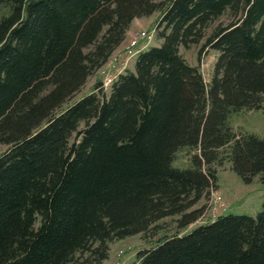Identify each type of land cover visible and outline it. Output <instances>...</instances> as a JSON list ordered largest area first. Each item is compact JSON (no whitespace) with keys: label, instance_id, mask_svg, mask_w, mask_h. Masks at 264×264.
Wrapping results in <instances>:
<instances>
[{"label":"trees","instance_id":"16d2710c","mask_svg":"<svg viewBox=\"0 0 264 264\" xmlns=\"http://www.w3.org/2000/svg\"><path fill=\"white\" fill-rule=\"evenodd\" d=\"M0 264L108 259L112 241L146 234L195 207L218 182L220 149L264 184V137L238 133L234 113L264 109V0H0ZM161 10L159 46L134 69L69 102L126 39ZM218 52L207 83L181 52ZM201 57V56H200ZM189 149L191 166H174ZM139 264H264V202L138 252ZM89 262L90 259H87Z\"/></svg>","mask_w":264,"mask_h":264},{"label":"rangeland","instance_id":"374dc122","mask_svg":"<svg viewBox=\"0 0 264 264\" xmlns=\"http://www.w3.org/2000/svg\"><path fill=\"white\" fill-rule=\"evenodd\" d=\"M156 1L163 2L166 0ZM6 12L7 9L2 7L0 9V17ZM160 15L161 10H158L150 16L136 18L131 24L126 39L117 49L123 50L130 36L140 30L152 32L156 29L154 37L142 43V45L147 44V47L143 48V50H147L151 46H159L163 42L157 36V22ZM230 21V14L225 13L210 23L206 29V36L201 43L195 44L190 48L181 47V52L191 64L200 65L207 83L213 75L218 52L208 47L200 55V48L219 26L227 25ZM138 54L130 59L128 67L123 72L127 69H134ZM114 72V69L109 70L105 64L89 77L81 91L75 94L69 102L73 103L88 94L99 80L103 82L105 91L109 92L111 80L115 78ZM231 122L233 128L238 133H252L259 137H264V109L243 110L234 113ZM8 147L7 144L0 143V154L6 151ZM229 151L230 146L220 149L221 163L215 164L218 182L212 187L210 194L195 205V207H204L202 216L195 223L186 228H180L177 223L178 215L165 217L146 234L130 235L112 241L108 259L100 264H139L138 252L140 250L152 248L165 236L187 233L202 223L214 220L219 215L248 214L256 216L262 210L264 202V184L261 181V175L254 176L253 180L249 183L244 182L242 177L233 169V164L228 156ZM193 153V151L187 148L180 150L177 153L176 160L173 162L174 166L180 168L191 166V156ZM215 191L221 196V200L218 202L211 201L212 193ZM91 257L94 259L90 253L79 254L78 261L75 264H99L93 261ZM87 259H90V261L88 262Z\"/></svg>","mask_w":264,"mask_h":264},{"label":"built area","instance_id":"2783aa9c","mask_svg":"<svg viewBox=\"0 0 264 264\" xmlns=\"http://www.w3.org/2000/svg\"><path fill=\"white\" fill-rule=\"evenodd\" d=\"M156 29L152 32L149 31H136L132 36H130L128 43L123 47V50L117 49L109 61L106 63L109 70H115L116 77L118 74L123 72L129 65V61L132 57L137 55L143 48L147 47V44L142 43L148 41L154 37ZM112 81V80H111ZM221 200V196L217 191L212 193V202H218Z\"/></svg>","mask_w":264,"mask_h":264},{"label":"crops","instance_id":"0c3cea01","mask_svg":"<svg viewBox=\"0 0 264 264\" xmlns=\"http://www.w3.org/2000/svg\"><path fill=\"white\" fill-rule=\"evenodd\" d=\"M129 32V31H128Z\"/></svg>","mask_w":264,"mask_h":264}]
</instances>
